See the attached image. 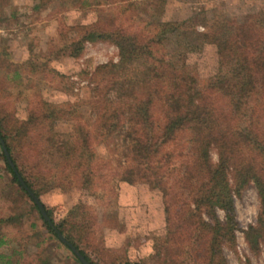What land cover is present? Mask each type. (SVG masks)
Listing matches in <instances>:
<instances>
[{"label": "trees", "instance_id": "obj_1", "mask_svg": "<svg viewBox=\"0 0 264 264\" xmlns=\"http://www.w3.org/2000/svg\"><path fill=\"white\" fill-rule=\"evenodd\" d=\"M11 1L0 0V13ZM93 4L114 6L119 23H86L59 50L78 58L86 41H105L119 47L122 59L96 68L93 92L87 100L57 103L45 99L43 74L52 73L59 82L68 79L67 75L48 65V51L13 60L9 44L0 39L3 78L16 79L19 84L25 74L41 78L37 85L27 87L31 94L25 117L16 116L14 109L0 110V133L18 169L13 168L3 151L10 179L8 182L0 174V264H61L64 257L69 260L71 256L73 262L84 264L54 227L96 264L83 248L93 240L89 236L87 244L83 241V236L91 234L85 231L87 226H81L80 234H75L73 228L77 224L72 217L80 215L81 203L73 206L61 223L53 220V226L18 173L38 197L72 188L94 198L102 197L103 193L107 195V186L116 190L121 180L117 174L101 178L104 164L97 162L96 147L104 142L110 144L117 136L127 141L124 162L117 157V167L124 175L146 180L152 187H163V182L164 187H169L171 174L166 173L163 180L164 161H174L169 170L176 171V163L185 160V174L204 175L195 206L200 212L198 224L205 231L192 234L187 229L192 220L182 213L189 201L182 197L172 200L183 216L177 221L171 219L180 224L173 237L188 239L193 246V251L189 248L184 254L188 264L197 261L196 252L202 246L204 255H198V259L203 264H227L223 245H235L239 229L234 195L250 184L257 187L261 208L257 223L245 231V236L256 251L264 240V147L253 141L254 131L264 125V37L249 27H241V32L228 38L216 31L193 34L189 30L192 42L217 43L230 68L219 79L207 82L199 77L196 65L178 60L176 42H168L165 28L154 31L136 20L146 13L147 0H83L81 5ZM222 87L234 95L229 106L214 93ZM110 91H114V98L109 96ZM62 123L70 129L61 130ZM238 144L241 150H236ZM212 146L220 151L217 162L211 160ZM21 151L31 156L29 166L36 172L38 188L18 160L16 153ZM113 151L119 154L118 149ZM110 163L112 160L105 162ZM14 186L18 196L12 198L8 188ZM219 209L224 211V218ZM124 264L141 263L128 260ZM247 264H251L250 260Z\"/></svg>", "mask_w": 264, "mask_h": 264}, {"label": "rangeland", "instance_id": "obj_2", "mask_svg": "<svg viewBox=\"0 0 264 264\" xmlns=\"http://www.w3.org/2000/svg\"><path fill=\"white\" fill-rule=\"evenodd\" d=\"M82 2L83 0H12L0 13L3 18L0 21V39L9 44L13 60H25L34 52L48 51V65L67 75L68 79L59 82L52 73L43 74L45 84L43 95L45 99L53 102L76 103L87 100L93 92L96 68L110 62L118 63L122 59L119 47L105 41H86L84 52L78 58L70 57L59 50L60 45L76 37L86 23L95 20L106 25L119 23L114 6L93 4L84 7L81 5ZM147 2V11L141 15L142 20L141 17L136 20L143 22V25H149L154 31L160 32V29L165 28L168 42L170 44L176 42L177 48L174 50L178 60L196 65L199 77L207 82L219 79L230 68L226 66L217 43L199 45L198 41L192 42L189 30H193V34L216 31L224 38L226 36L228 38L230 34H237L241 27L243 29L249 27L251 31L264 37V0H147ZM38 76L25 74L22 83L19 84L13 78L6 80L0 73L2 81L0 110L14 109L16 116L25 117L29 109L28 96L31 94L27 87L37 85L41 79ZM214 91L218 99L227 106L234 99V95L224 87ZM109 96L114 98V91H110ZM260 126V129L254 131L253 141L256 145L264 147L262 127L264 125ZM59 128L68 130L70 126L62 123ZM126 142L123 137L117 136L110 144L104 142L96 147L97 162L100 165L104 164V175L101 178L109 179L117 174L121 180L116 190L112 191L107 186V195L103 193V198H94L79 188H72L66 192L42 193L39 196L40 200L54 223H61L69 210L81 203V206L78 205L81 209L80 215L72 217V222L77 224L73 228L75 234H80L81 226H87L85 231L91 234L83 236V241L87 244L89 236H92L93 240L83 248L96 264H124L128 260L141 264L181 262L188 264L184 260V254L189 248L193 251V246L188 239L173 237L180 228L176 221L183 216L181 211L172 205V200L182 197L189 201V205L183 207L182 213L192 220V226H187L192 234L199 235L205 231L198 224L200 212L195 206L204 175L201 176L197 172L185 174L186 160L182 164L176 163V171L169 170V166L173 167L174 161L167 164L164 161L166 166L163 180L166 173L171 174L169 187H164V182L163 187L160 185L152 187L146 180L134 179L118 169L117 157L124 162L127 155ZM238 145L236 150H241V144ZM187 146L191 145L187 143ZM113 149H118L120 155ZM2 152L0 146V174L9 182ZM16 155L21 165H25L23 169L26 175L34 183V187L38 188L40 185L36 172L29 166L31 156L23 154V151L17 152ZM219 155V149L212 146L211 160L217 162ZM109 160H112V164H105ZM159 178L162 180V176ZM8 192L12 198L18 196L15 186L8 188ZM234 200L239 229L236 231V244L223 245L226 263L247 264L250 260L251 264H264V240L255 251L251 249L245 236V231L257 223L261 208L256 185L250 184L245 187L241 193L234 195ZM218 212L220 217L224 218V211L219 209ZM172 217L176 221L171 220ZM208 233L205 232L206 235ZM203 241L204 239L201 243ZM204 248L202 246L197 251L195 247L197 261L193 264H203L198 255L199 258L204 255L202 254ZM77 249L81 252L79 248ZM72 259V256L69 260L64 257L60 262L77 264Z\"/></svg>", "mask_w": 264, "mask_h": 264}, {"label": "water", "instance_id": "obj_3", "mask_svg": "<svg viewBox=\"0 0 264 264\" xmlns=\"http://www.w3.org/2000/svg\"><path fill=\"white\" fill-rule=\"evenodd\" d=\"M0 142L2 144V148H3V151L8 159V161L10 162V164L13 166V168L17 171V167L15 165V163L13 162L12 158H11V155H10V152H9V149L7 148V145H6V142L5 140L3 139L1 133H0ZM18 176L20 177V179L23 181L24 185L26 186V188L28 189V191L31 193L32 197L35 199V201L37 202V204L39 205L42 213H43V216L45 217V219L51 224L54 226V223L50 217V215L48 214L43 202L40 200V198L35 194V192L28 187V185L25 183L23 177L21 176L20 173H18ZM56 229V231L58 232V236L60 237V239L67 243L69 246H71V248L73 249V251L79 256V258L83 261L84 264H92L90 261H88L86 259V257L77 249V247L75 245H73L71 242H69L67 240V238L65 237V235L63 233H61L59 231V229L57 227H54Z\"/></svg>", "mask_w": 264, "mask_h": 264}]
</instances>
